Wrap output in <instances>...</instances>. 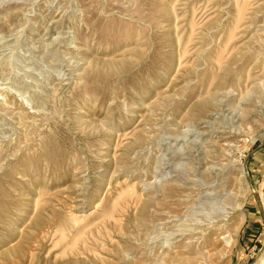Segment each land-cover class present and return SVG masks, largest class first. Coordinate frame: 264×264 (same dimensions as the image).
Returning <instances> with one entry per match:
<instances>
[{
    "label": "rangeland",
    "instance_id": "obj_1",
    "mask_svg": "<svg viewBox=\"0 0 264 264\" xmlns=\"http://www.w3.org/2000/svg\"><path fill=\"white\" fill-rule=\"evenodd\" d=\"M0 264H264V0H0Z\"/></svg>",
    "mask_w": 264,
    "mask_h": 264
},
{
    "label": "bare ground",
    "instance_id": "obj_2",
    "mask_svg": "<svg viewBox=\"0 0 264 264\" xmlns=\"http://www.w3.org/2000/svg\"><path fill=\"white\" fill-rule=\"evenodd\" d=\"M126 193H127V192H126ZM128 194L130 195V193H128ZM121 196H122V195H121ZM123 198H124V197H123ZM120 199H122V198H120ZM118 200H119V199H118ZM116 202H118V201H116ZM116 202H115V203H116ZM113 207H114V206H113ZM113 207H112V208H113ZM103 211H104V210H103ZM104 212H105V211H104ZM109 212H110V211H109ZM104 214H106V213H104ZM109 214H110V213H109ZM109 214H106V215H107V216H110V215L113 216L112 214H110V215H109ZM105 217H106V216H104V219H103V220H105ZM101 218H103V217H101ZM107 218H108V217H107ZM109 219H111V218L109 217ZM112 219H113V218H112ZM107 220H108V219H107ZM73 221H75V220H73ZM113 221H114V220H113ZM71 222H72V221H71ZM71 222H70V223H71ZM75 222H77V221H75ZM241 222H242V221H241ZM71 224H72V223H71ZM61 226H62V225H61ZM94 226H95V225H94ZM58 230H60V229H58ZM58 230H57V231H58ZM61 230H62V229H61ZM67 230H68V229H67ZM85 231H86V230H85ZM62 232H64V230H63ZM68 232H69V231H68ZM82 233H83V232H82ZM58 234H59V233H58ZM62 235H63V233L61 234V237L64 236V235H63V236H62ZM79 235H80V234H79ZM80 237H84V236L81 235ZM80 237L78 236V238H76V239H80ZM60 239H61V238H60ZM64 239H65V238H64ZM65 240H66V239H65ZM77 241H78V240H77ZM77 241L75 240V242H77Z\"/></svg>",
    "mask_w": 264,
    "mask_h": 264
}]
</instances>
